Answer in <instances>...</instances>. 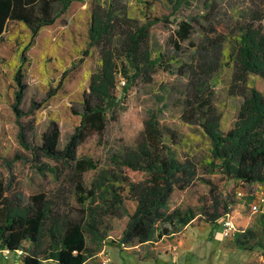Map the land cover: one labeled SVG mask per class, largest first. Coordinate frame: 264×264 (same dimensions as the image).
I'll return each instance as SVG.
<instances>
[{"label": "rangeland", "instance_id": "1", "mask_svg": "<svg viewBox=\"0 0 264 264\" xmlns=\"http://www.w3.org/2000/svg\"><path fill=\"white\" fill-rule=\"evenodd\" d=\"M176 1L73 0L52 24L36 34L18 20L8 21L0 34L3 196L11 202L25 203L33 194H44L50 201L52 217L74 221L83 218L88 223L82 212L85 207L77 202L75 161L34 154L21 144L19 133L27 144L39 146L41 134L54 121L60 130L58 148L63 149L80 122L85 99L96 102L89 86L101 70L103 55L115 64L114 100L106 112L105 130L86 132L75 153L90 164L80 175L85 189L95 190V197L86 204L103 213L97 220V231L86 225L84 228L90 254L87 264H101L104 247L110 257L108 264H174L151 259L157 251L171 254L175 244L182 253L187 251L175 264H186L187 259L188 264H209L217 253L235 257L241 264H264V211L253 213L249 207L264 196V181L250 184L223 172L200 122L206 109L201 108L192 122L184 118L185 113L196 109L195 103L190 105L195 98L193 59L209 38L215 39L220 56L209 77L205 99L219 128L225 132L233 126L251 87L264 95V77L252 72L243 73V79L238 77L242 72L236 62L238 40L246 28L264 31V0H189L175 11ZM54 8L58 11L60 5L56 3ZM107 14L114 20L107 33L91 45L89 24L93 15L105 21ZM147 16H165L168 20L149 26L138 46L142 71L124 92L126 76L134 70L125 45ZM182 20L192 26L189 38L182 39L176 33ZM146 52L151 58L161 55L159 65H142ZM151 118L161 130V142L178 161L190 167L188 182H183L184 187L173 186L156 214L146 221L153 232L151 238L141 241L137 236L122 242L137 202L128 185L147 179L143 170L129 168L123 160L126 153L139 151L145 143V121ZM177 180L176 184L183 179L180 176ZM227 214L238 224L234 241L256 253L253 262L248 263L250 252L231 253L225 247L229 237L223 235L221 223ZM165 228L168 233L159 234ZM46 243L43 237L38 246L28 241L24 245L26 250L44 256Z\"/></svg>", "mask_w": 264, "mask_h": 264}, {"label": "trees", "instance_id": "2", "mask_svg": "<svg viewBox=\"0 0 264 264\" xmlns=\"http://www.w3.org/2000/svg\"><path fill=\"white\" fill-rule=\"evenodd\" d=\"M73 0H0V34L6 28L7 22L19 20L36 34L43 26L53 23L56 16L65 12ZM60 5L55 10L54 5ZM189 0H177L174 10L177 11ZM114 19L107 14V20L93 15L89 24L90 44H96L100 37L110 27ZM165 16H147L146 22L142 24L128 39L126 49L130 56V64L134 68L127 75L126 84L122 87L125 92L134 82V79L142 71L139 66L138 46L153 23L166 22ZM192 26L187 20L178 22L176 33L182 39L189 38ZM215 39L209 38L201 46L199 56L193 59L194 63V92L195 98L190 105L196 104V109L191 114H184L187 122L194 121L200 109H206L199 117L203 130L210 137L211 153L220 160L223 172L234 180L248 183L264 181V95L256 88H250L244 95L243 102L238 110V116L233 126L222 131L218 121L210 111L209 103L206 101L207 89L209 88V77L216 69L218 63V46ZM236 62L243 73L252 72L264 77V31L254 30L247 27L241 34ZM146 67L159 65L161 55L150 57L149 53L142 54ZM102 67L96 73L89 86L91 94L96 102L91 103L85 99L83 111L75 132L63 149L58 148L60 130L54 121H51L47 129L41 134V144L34 146L27 144L22 133H19L20 141L26 148L32 149L34 154L41 152L43 155L55 160L63 159L75 161V172L77 175L75 188L78 192L79 205L85 207L82 212L87 216L88 223L84 219L74 221L68 217H52L50 201L44 194H33L25 202L19 200L11 202L3 196L0 185V246L10 251L22 249V260L24 264H45L44 260H51L57 264H86L90 257L85 237V225L91 231H97L96 223L103 213L98 207L86 204V201L95 197L94 187L85 189L80 179L81 173L90 168V164L76 157L78 145L84 139L86 132L101 133L105 130L107 110L113 103L114 96L111 94L114 84L115 64L110 57L103 55ZM124 75L126 69L123 70ZM243 79V78H242ZM20 81V75L18 76ZM21 85V84H20ZM23 88V86L21 85ZM23 89L18 91L21 98ZM202 100V101H200ZM21 112V110H18ZM145 143L141 144L139 151L126 153L123 164L135 170H143L147 179L142 184L129 183L128 189L135 193L136 209L128 229L124 232L122 242L139 237L151 238L153 232L146 225V221L156 214L158 207L165 202L173 186L184 187L188 182L190 167L178 161L167 145L161 142V130L154 119L145 121ZM183 179L177 183V179ZM185 177V178H184ZM184 182V183H183ZM84 222V223H83ZM159 233L167 234L166 228ZM158 235V236H161ZM43 237H46V249L44 256H39L35 251L25 248V241L38 246Z\"/></svg>", "mask_w": 264, "mask_h": 264}, {"label": "crops", "instance_id": "3", "mask_svg": "<svg viewBox=\"0 0 264 264\" xmlns=\"http://www.w3.org/2000/svg\"><path fill=\"white\" fill-rule=\"evenodd\" d=\"M253 202H255V201H253ZM235 223H236V221H235ZM236 225H238V224L236 223ZM237 233L238 232H235L233 235L229 236V239L227 240V242L224 243L225 247L231 253H235V252L237 253V251H241V250L250 252L251 256H249V258H248V261H249L248 263L253 262L256 259L255 258L256 253L255 254L252 253L248 248H242L238 242L234 241V237L236 236ZM179 244H183V241L179 240ZM173 248H174V251L172 253L170 252L171 254L166 253V252H162V251H160V252L157 251L155 258H153L151 260H155L156 262H165V263L172 262L174 264H175V262L179 263L181 254H184L187 251L182 253L179 250V245H176V244L174 245ZM48 261H51V260H48ZM51 262H53V261H51ZM188 262H189V260L187 259L186 264H188ZM54 263L57 264L56 262H54ZM0 264H24V263H23L21 255H18L17 253L12 251L6 256L3 252L2 247L0 246ZM209 264H241V262H239L235 257H231L228 254L223 255L221 253H217L216 255L214 254L211 257ZM244 264H246V263H244Z\"/></svg>", "mask_w": 264, "mask_h": 264}, {"label": "built area", "instance_id": "4", "mask_svg": "<svg viewBox=\"0 0 264 264\" xmlns=\"http://www.w3.org/2000/svg\"><path fill=\"white\" fill-rule=\"evenodd\" d=\"M249 207L251 212L253 213L264 211V196L258 197L255 202L250 203ZM221 226H222L223 235L226 237L233 235L235 232H238L239 230L238 226L236 225L234 219L230 214H227L224 220H222ZM122 244L123 246H125L124 243ZM105 250L106 247H104L103 250H101L100 252V254L102 255V258L100 260L101 264H108L110 261V257L105 253ZM3 252L7 256L12 251H10L7 248H4ZM14 252L17 253L18 255L23 254L22 249H17Z\"/></svg>", "mask_w": 264, "mask_h": 264}]
</instances>
